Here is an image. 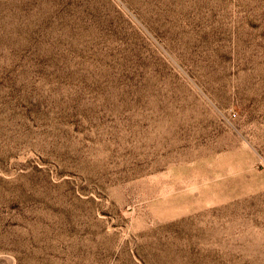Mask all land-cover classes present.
<instances>
[{"label":"rangeland","instance_id":"1","mask_svg":"<svg viewBox=\"0 0 264 264\" xmlns=\"http://www.w3.org/2000/svg\"><path fill=\"white\" fill-rule=\"evenodd\" d=\"M0 264H264V0H0Z\"/></svg>","mask_w":264,"mask_h":264}]
</instances>
